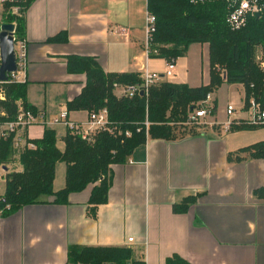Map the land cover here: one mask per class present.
Returning <instances> with one entry per match:
<instances>
[{
  "label": "crops",
  "instance_id": "obj_1",
  "mask_svg": "<svg viewBox=\"0 0 264 264\" xmlns=\"http://www.w3.org/2000/svg\"><path fill=\"white\" fill-rule=\"evenodd\" d=\"M146 12V0L28 4L22 17L26 101L44 116L25 130V141L40 138L45 128H51L56 146L63 150L67 127L53 123L54 119L62 111L72 121L86 119L87 111L66 108L86 81L84 73L68 70L69 56L93 57L105 72L139 74L145 67L156 71L145 53ZM4 18L0 10V25ZM58 33H66V40L46 42ZM202 49L198 47L184 79L169 80L189 86L207 84L209 63L207 58L203 73ZM227 84L211 93L215 124H202L175 139L148 136L123 162L112 163L107 201L96 206L94 216L88 204L93 184L71 192L63 204L47 196L6 215L0 208V264H70L68 248L73 245L129 247L133 258L145 264H165L175 254L191 264H264V157L240 151L264 141V124L247 123L250 114L242 84L237 83L242 91L239 103L221 101L219 91ZM228 104L235 107L234 123L223 131ZM242 125L251 127L236 128ZM26 143L12 146L14 153ZM237 154L239 159L229 160ZM14 163L15 169L4 166L6 173L22 170ZM65 170L66 164L57 161L54 191L64 187ZM0 183L2 195L5 180ZM190 195L196 199L187 211L173 212V204Z\"/></svg>",
  "mask_w": 264,
  "mask_h": 264
},
{
  "label": "trees",
  "instance_id": "obj_2",
  "mask_svg": "<svg viewBox=\"0 0 264 264\" xmlns=\"http://www.w3.org/2000/svg\"><path fill=\"white\" fill-rule=\"evenodd\" d=\"M32 0H28L26 6ZM146 9L155 16V31L150 48L157 54L150 58L170 60L184 56L191 44H208L209 82L189 86L170 80L150 85L147 94L133 97L117 96L114 83L139 84L141 79L134 72H105L93 57L69 56L67 67L70 72L84 73L86 81L80 93L66 103L67 111H94L105 107L108 117L130 132V136H112L107 132L96 135L89 144L68 129L63 137L64 149L56 146L55 131L45 128L40 138L28 139L34 147H25L19 154L21 171H9L5 175V191L2 194L10 208L0 203L2 215L23 206L53 197L56 203H66L71 192H79L92 185L88 204L92 216L96 206L107 201L110 186V165L123 162L133 149L143 144L146 138L175 139L182 136L179 131L187 118L188 110L216 90L223 82L240 83L244 87V104L254 97L264 108V71L256 61L260 48L264 60V11L248 19L247 24L232 30L226 24L227 8L219 1L193 4L191 0H146ZM13 19L5 16L4 21ZM16 34L24 36V21L19 18ZM66 33H58L46 42L65 41ZM6 99L0 101V110L5 112L1 120H10L16 114V101L22 100L25 107L35 108L26 101L27 82H8L3 85ZM215 104L213 106V113ZM148 121V130L144 122ZM242 125L236 128H247ZM139 129V130H137ZM251 157H264V141L240 149ZM14 153L12 137L0 139V165H6ZM234 156V157H232ZM239 159L230 155L229 160ZM57 161L66 164L65 185L53 190L54 169ZM196 195L183 198L173 204V212L187 211ZM70 264H145L135 260L129 247L122 246H79L68 248ZM165 264H191L177 254L168 257Z\"/></svg>",
  "mask_w": 264,
  "mask_h": 264
},
{
  "label": "built area",
  "instance_id": "obj_3",
  "mask_svg": "<svg viewBox=\"0 0 264 264\" xmlns=\"http://www.w3.org/2000/svg\"><path fill=\"white\" fill-rule=\"evenodd\" d=\"M27 1L28 0H0V10L4 13V17L9 16L12 19L19 17L22 18L27 7ZM213 1H219L225 4L227 8L225 17L226 24L232 30L243 28L247 24L249 18L256 15L258 16L264 11V0H191L193 4ZM9 22L14 23L15 25L12 37L16 69L6 73V80H0V101L6 99L5 89L3 87L4 83H19L24 82L26 79L27 43L24 37H19L16 34V22L14 20ZM154 31L155 16L147 11L145 14V53L147 56L149 53L157 54L156 49L150 48L152 33ZM261 66H264L263 62H261ZM174 76H176V59L172 58L166 60L163 71H150L145 67L139 73V78L141 79L139 84L114 83V92L117 96L124 97H133L135 94H139L140 91H143V94L146 95L150 85L159 81L169 80ZM211 97V93H209L204 100L199 101L193 106L190 109L184 124L196 127L207 123L210 125L215 124ZM15 103V117L10 120L0 119V139L12 137V146L18 148L22 143H26L27 141H25V130L34 124L37 121V118H42L44 115L42 112L26 108L23 101L20 99ZM246 107L250 114L247 123L251 125L264 124V108L260 101L254 97H250ZM234 113V105L228 104L225 108L226 118L221 123L223 131H228L232 127L234 123ZM4 115L5 112L0 110V117ZM58 122L63 123L72 134L79 136L89 144L94 143L96 135L100 132H107L112 136H130L129 131L122 130L120 126L109 120L108 111L105 107L88 112L86 119L82 121H72L67 118L66 111H62L59 117L53 121V123ZM144 124L145 130L147 131L149 122L145 121ZM26 144L27 147H34L30 142ZM4 166L5 165H0V180H5L6 169ZM0 203H5L4 208L6 210L10 208L9 204L5 202V197L3 195H0ZM131 240L132 238L129 237L128 241Z\"/></svg>",
  "mask_w": 264,
  "mask_h": 264
},
{
  "label": "rangeland",
  "instance_id": "obj_4",
  "mask_svg": "<svg viewBox=\"0 0 264 264\" xmlns=\"http://www.w3.org/2000/svg\"><path fill=\"white\" fill-rule=\"evenodd\" d=\"M19 18L22 19L21 17H19ZM19 18L13 19L16 22V25L19 23V21H18ZM201 45L202 46H198V44L194 43L191 46V49L188 52V54L186 55V57L183 56V57H179L178 58V60H177V70H178V72H182V75H180V77H179V75H177V76H174V77H172L170 79H172L174 81H178V80H181V79L185 78V71L187 69V66L190 65V63H192V62L195 63V61H196V58L194 56L196 54V51H197L198 47H200V48L203 47V49H202L203 55L201 56V63H202V67H203V73H205V71H206V59L208 58V44H201ZM256 61H257L258 65H259V67L264 71V66L263 67L261 66V62L264 63V60H263V55H262V51L260 50V48L257 50ZM151 63H152L151 64V66H152L151 68L156 70V71H161L165 67V60L163 58H152ZM197 63H199V61H197ZM241 92L242 91H241L240 88L237 87V84H233V85L232 84H230V85L227 84V85H224L220 89L219 95H220V99H221L222 102L224 101L226 103L227 101L230 100V101H234L235 104H237V103H239L240 95H242ZM211 99H212V103H213V106H214L213 98L211 97ZM189 111H190V109L188 110V113H189ZM184 122L180 123L181 124V126H180L181 128H179V131H181L182 134H185L187 132H191L194 128H196V126L187 125V124H184ZM62 129L63 128L59 127V131H61ZM19 154H20V152L19 153L18 152L17 153L16 152L13 153V155L11 156V160L7 163L9 165L11 164L10 166L12 167V169H15V165H14L15 163L14 162L19 163V162L16 161V159L17 160L19 159ZM3 186H4V184L0 183V188H3Z\"/></svg>",
  "mask_w": 264,
  "mask_h": 264
},
{
  "label": "water",
  "instance_id": "obj_5",
  "mask_svg": "<svg viewBox=\"0 0 264 264\" xmlns=\"http://www.w3.org/2000/svg\"><path fill=\"white\" fill-rule=\"evenodd\" d=\"M14 28L11 22L0 25V80H6V73L16 69L12 37ZM139 94L143 95V91Z\"/></svg>",
  "mask_w": 264,
  "mask_h": 264
}]
</instances>
